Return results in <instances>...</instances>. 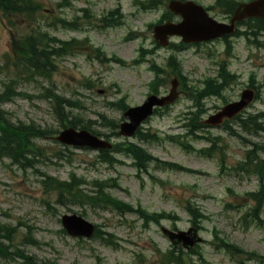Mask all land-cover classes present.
Instances as JSON below:
<instances>
[{
  "label": "rangeland",
  "instance_id": "374dc122",
  "mask_svg": "<svg viewBox=\"0 0 264 264\" xmlns=\"http://www.w3.org/2000/svg\"><path fill=\"white\" fill-rule=\"evenodd\" d=\"M42 1L44 8L50 9L52 15L47 16L44 21L38 13V22L42 25L41 29L49 35L64 41L87 38L86 45L99 47L108 56L114 54L125 63L137 56L136 46L153 49L154 52L147 56L148 64L143 63L131 70H124L115 62H101L94 58L91 50L83 46L56 59V68L50 76H36L35 79L26 80L16 69H12V66H3L10 36L0 20V90L2 83H7L8 78H11L18 82L15 90L26 93L23 96H15L3 105L10 119L25 124L33 123L41 129H59L58 119L54 116L49 98L58 93L71 100H79L83 105L81 108L65 106V111L79 115L75 128L100 135L99 137L107 140L112 146H122L123 143L131 141L143 146L152 155L179 163L195 170V173L155 169L152 164L145 173L137 175L131 159L123 154L111 152L114 159L123 161L109 165L99 161L97 151L90 148L64 146L49 137L34 139V144L41 151V154L30 156L34 168L10 163L5 157L0 160V221L18 226H35L34 236L43 244L35 246L23 243L20 235L7 248L11 255L0 257V264H24L23 258L19 254L16 256L15 248L23 250L24 255L33 257L38 263L55 261L58 264H175L169 263L164 255L170 244L162 231L163 226L173 229L172 221L162 220L159 224L154 223L158 217L150 216V213L171 212L179 215V221L174 222L175 227L185 230L190 225L189 216L183 209L188 201L199 206L202 213L209 217L200 224L203 227L199 234L202 239L211 241L212 231L217 229L221 233L220 236L229 243L264 254V242L258 241L256 233L252 229L240 231L235 223L250 207L257 205L246 192L257 189L258 175L248 174L249 170L240 164L246 156V151L252 148L251 142L230 134L222 126L192 127L188 138L181 139L192 147V150L188 151L170 141H144L135 136L128 139L118 135L119 125L124 118L119 108L113 104L109 106L108 103L124 98L129 106L141 104L148 92L147 84L152 78L149 64L157 63L166 72V77H162L165 84L161 78L155 84L160 88V95L167 94L170 89L169 79L174 75L169 74V68L164 65L171 52L168 49L155 48L152 32L147 30V23H154L165 10L164 1L158 9L147 11L138 9L133 0H63L64 3L70 2L66 7L58 6L62 5L60 0ZM193 1L203 6H210L213 2ZM117 6H120L124 14L123 23L117 26L120 20L118 18L109 22L105 28L97 26V19L99 20L107 10ZM210 13L219 20L225 18L218 9H212ZM57 16L66 20L76 19L78 29L71 31L61 25H52ZM131 30L138 32V37L128 43H122L125 34ZM260 38L264 41V35ZM173 41L177 42L178 39L174 38ZM232 44V57L225 56L226 49L217 43L202 48L201 53L193 57L189 53L186 56V51L180 52L177 55L181 63L180 76L186 87L193 90V96H196L194 89L202 91L204 87L205 91L210 90L213 95H206L208 92L200 93L199 99L203 102L201 104L200 100L197 101L199 105L195 111V105L191 106L193 99L188 98L187 94H180L170 108L160 109L148 118L138 131L154 134V137L156 134L160 139H164L166 134L182 135L181 126L187 112H196L199 121L206 119L209 114L219 109L223 102L238 99L252 75L258 87L259 98L254 99L245 110L246 113L240 117L259 111L264 113V46L248 45L242 37H233ZM48 52H52V48H49ZM223 59H227L223 62L228 65L229 76L238 78L228 79L225 88L221 85L216 90L210 88L208 82L212 78L216 84L220 83L224 73L217 72V67L218 62ZM46 88L48 90H45ZM178 90L181 92L179 87ZM230 124L247 140L264 144V132L242 133L235 123ZM84 132H79L78 135L70 134L77 139L83 138ZM195 135L199 137L194 139ZM216 136L220 137V141L212 146L206 138L214 139ZM202 148L206 155L197 152L196 149ZM259 154L264 158V152ZM238 166L243 170H239ZM37 171L46 172L62 180H70V175L82 178L86 183L80 184V188L108 204L110 209L79 205L64 197H60L64 204L57 202L55 192L43 189L39 182L42 177ZM109 179H115L117 185L107 187L108 182H111ZM110 199L119 202L118 208H140L139 216L137 213H118L116 205L110 203ZM71 213L80 214L106 233L114 234L118 247L108 246L107 241L100 239L82 240L62 233L60 218L63 214ZM143 213L144 219L141 217ZM212 247L214 245L203 242L199 244V256L191 257L194 264H234L228 254L212 251ZM236 258L239 262L244 257Z\"/></svg>",
  "mask_w": 264,
  "mask_h": 264
},
{
  "label": "trees",
  "instance_id": "16d2710c",
  "mask_svg": "<svg viewBox=\"0 0 264 264\" xmlns=\"http://www.w3.org/2000/svg\"><path fill=\"white\" fill-rule=\"evenodd\" d=\"M28 2V0H0V5H3V7L0 6V10H6L9 11V13H16L18 15H24L27 16V10L23 8V6ZM30 41L34 40L35 38L33 36L29 37ZM17 139H5L4 141L0 142V150H5L3 147H7L11 153L20 154V158L25 160V151H27L28 148H31L30 141H31V135L34 133L31 130H21V129H15ZM64 188V186H63ZM0 231H5L7 236L12 234V231L5 227H0ZM1 248V244H0ZM29 264H34L33 261L29 258Z\"/></svg>",
  "mask_w": 264,
  "mask_h": 264
},
{
  "label": "water",
  "instance_id": "95a60500",
  "mask_svg": "<svg viewBox=\"0 0 264 264\" xmlns=\"http://www.w3.org/2000/svg\"><path fill=\"white\" fill-rule=\"evenodd\" d=\"M126 133H129V131H127ZM70 220H72L73 222H77V223H79L80 221H78V220H76V219H73V218H71ZM76 223V224H77ZM71 233H78V231H77V227H76V225H75V227L74 228H70V230H69Z\"/></svg>",
  "mask_w": 264,
  "mask_h": 264
},
{
  "label": "bare ground",
  "instance_id": "6f19581e",
  "mask_svg": "<svg viewBox=\"0 0 264 264\" xmlns=\"http://www.w3.org/2000/svg\"><path fill=\"white\" fill-rule=\"evenodd\" d=\"M100 136V135H99Z\"/></svg>",
  "mask_w": 264,
  "mask_h": 264
}]
</instances>
